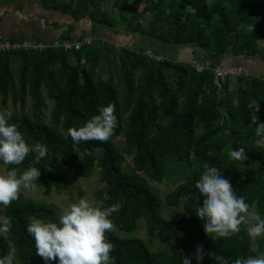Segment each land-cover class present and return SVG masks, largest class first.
Instances as JSON below:
<instances>
[{
  "label": "trees",
  "instance_id": "1",
  "mask_svg": "<svg viewBox=\"0 0 264 264\" xmlns=\"http://www.w3.org/2000/svg\"><path fill=\"white\" fill-rule=\"evenodd\" d=\"M37 2L45 10L73 19L57 40L90 36L75 34L81 22L116 31L124 26L126 38H145V42L125 43L140 49V53L130 48L118 53L114 43L104 41L99 32L94 33L98 35L93 44L80 51L49 47L42 52L0 53V111L5 110L9 98L20 105L19 112L11 111L10 123L17 124L30 147L41 143L48 148V155L35 165L41 170L40 180L35 182L38 188L43 187L46 195L69 189L70 181L60 172L61 167L79 178H89L99 170L104 187L96 192V200L107 193L110 199L104 201V207L122 204L110 217L115 229L131 233L145 219L148 236L165 247L154 252L142 239H122L114 232L107 233L115 248L110 254L115 264H182L183 256L197 264L190 247L199 244L205 247L199 264H216L209 252L223 255L227 264L237 257L264 254V236L253 240L247 234V225H241L234 236L213 241L195 215L204 199L195 185L207 163L218 168L232 183L235 194L245 198L250 210L255 206L256 214L264 219V145L256 142L255 125L249 126L253 118L257 124L264 122V76L254 75L246 67L253 58L264 61V0ZM132 6L136 10L130 14ZM181 48L192 49L197 60L212 61L209 68L198 73L188 63L171 58V51L176 53ZM147 49L170 54V60L157 62L143 54ZM218 59L234 60L235 65L244 66V73L217 83L213 69ZM14 62L18 65L17 77ZM116 66L121 72L123 93L113 77ZM44 89L54 101L52 124L41 116ZM29 98L32 116L26 112ZM109 104H115L117 116L110 140L75 144L68 129L84 126L99 114L100 107ZM121 135L126 152L133 156L130 170L123 167L124 157L112 140ZM240 147H244L247 159H230L228 153ZM96 148L102 149L100 155L95 154ZM35 155L30 153L21 165L7 166V171L27 170ZM140 173L158 182L174 180L176 188L167 195L166 204H183L176 224L162 216L159 193ZM2 208L11 227L7 234L0 235V258L15 248L14 264H45L36 256L35 242L26 227L32 217L59 223L61 214L52 206L26 200L22 195L11 206L0 205V211ZM49 264H58V260Z\"/></svg>",
  "mask_w": 264,
  "mask_h": 264
},
{
  "label": "clouds",
  "instance_id": "2",
  "mask_svg": "<svg viewBox=\"0 0 264 264\" xmlns=\"http://www.w3.org/2000/svg\"><path fill=\"white\" fill-rule=\"evenodd\" d=\"M12 115L10 110L0 111V162L4 166H18L30 153L36 155L27 170L21 172L19 168H12L0 173V205L5 207L19 201L22 190H38L35 182L40 180L41 170L35 165L48 155V148L44 144L36 143L30 147L26 143L17 124L10 123ZM252 125H255L256 142L264 145V122L257 124L253 118L249 126ZM116 127L115 104H109L100 107L99 114L84 126L79 129L69 128L68 135L77 145L82 141L106 143ZM101 152L102 149H95L96 155ZM88 154L92 155L93 152L89 151ZM228 155L236 161L247 159L244 147L233 149ZM203 167L205 171L195 185L204 198L203 206L197 207L195 215L203 222L206 235L213 241L229 238L241 231V225H247V234L253 240L264 236V219L250 211L244 197L235 194L230 180L216 167H210L207 163ZM109 199L107 193L102 200L94 202L81 198L63 210L59 223L30 218L26 230L35 242L36 256L42 258L45 264L57 260L58 264H115V258L110 255L115 248L106 234L115 230L110 217L121 209L122 204L118 202L104 207V201ZM10 227V221L0 226V235L7 234ZM204 255L203 247L198 246L195 251L197 264L204 259ZM208 256L216 264H227L226 258L217 252H209ZM15 258L16 249L11 248L0 258V264H14ZM182 264H191V258L183 256ZM232 264H264V257H237Z\"/></svg>",
  "mask_w": 264,
  "mask_h": 264
},
{
  "label": "rangeland",
  "instance_id": "3",
  "mask_svg": "<svg viewBox=\"0 0 264 264\" xmlns=\"http://www.w3.org/2000/svg\"><path fill=\"white\" fill-rule=\"evenodd\" d=\"M32 1L37 2V0H32ZM134 7L135 6H132L129 8L128 11L130 12V14H132L136 10V8H134ZM139 11H141V9ZM148 22H149V20H147L144 23L145 27L148 25ZM123 27L120 28V30H118V31L123 32L124 31ZM137 38H140V40H142L141 42H143V41L145 42V38H141L140 36H137ZM34 39H36V38H34ZM103 39H106V36H104ZM36 40L40 41V39H36ZM46 42H48V41H46ZM125 43H126L125 40L121 43L120 42L114 43V47L116 48V51L118 53H120L122 50L119 48V46L121 44H125ZM147 43L151 44V42H148V41H147ZM154 44L157 45L156 42H154ZM171 54L173 55L172 57H177V53H175V51H171ZM178 59L181 60L180 57H178ZM252 62H254V65L256 66L255 72L257 73V75L264 76V63L261 62L259 60V58H253ZM250 64H252V63H250ZM230 65H233V64H230ZM17 67H18L17 63L14 62L13 73L15 74L16 77H17V74H16L17 73ZM242 67H244V66L242 65ZM246 67H247V65H246ZM112 73H113V77H114V79H115V81L119 87L120 92L123 93L124 84L120 78L121 72H120L119 68L116 66V68H114ZM138 76H139V73L137 74V77ZM43 95H44L45 106L42 108L41 116L47 124H52V110L54 108V101L48 97L45 89L43 90ZM32 106H33L32 100L29 98L27 101L26 112L30 116H32V114H33ZM4 108L7 110H10V111H14V112L20 111V105H15L10 98L7 101V104L4 105ZM112 140L116 144L119 152L124 157L123 167L126 170H130L133 167V156L129 155L126 152L125 138L121 135V136L112 138ZM6 171H7V166L0 164V173H4ZM60 172L64 173L67 176V178L69 179V181H70L69 189L62 190V191L54 190L50 195H46L44 193V188L39 187L37 191L22 190L21 195L26 200H30V201H33L36 203H43V204H47L49 206H52L56 209V211L59 214H62L63 210L67 209L70 204L78 202L79 199H81V198H87L89 201L94 202L96 200V192L99 189H101L102 187H104V184L100 182L99 170H96L95 173L89 178H79V177L75 176V174L72 171H69L63 167L60 168ZM140 174L145 179H147V181L150 183V185L159 193V195L162 199V216L165 217L166 219H168L169 221H171L172 223L176 224V222L178 220V213H181L183 211V209H182L183 204H181L178 207L168 206L166 204L167 195H169L176 188V184L174 183V180L172 178H165L161 182H158V181H154V180L150 179V177H148L144 173H140ZM250 211L256 213L255 206L252 207ZM7 222H8V219L5 215L4 208H2L0 211V225L3 226ZM147 227H148V225L146 223V220L141 219L139 221L138 228L134 232H131V233L121 232V231H118L117 229H115L113 232L116 234V236H118L122 239H125V238L142 239L145 242H147L150 250H152L154 252H159L160 250L164 249L165 247L163 246V244L161 242H159L158 239L150 238L148 236ZM198 246H202L204 249V253H205V247L203 244L194 245V246L192 245L190 247V253L194 259H195V251H196V248ZM253 248L256 249L255 244H254ZM258 257H264V254L258 255ZM195 261H196V259H195Z\"/></svg>",
  "mask_w": 264,
  "mask_h": 264
},
{
  "label": "crops",
  "instance_id": "4",
  "mask_svg": "<svg viewBox=\"0 0 264 264\" xmlns=\"http://www.w3.org/2000/svg\"><path fill=\"white\" fill-rule=\"evenodd\" d=\"M72 22L73 19L69 16L59 12L45 10L38 6V2L32 0L21 2L16 0H0V35L4 37L22 39L36 38L50 42L60 39L61 33L66 30ZM98 28L99 27H95L93 24L81 22L79 27H76L75 34L84 33L95 37L98 34L94 33L99 32V36H106L104 41L110 43H121L124 40L130 45L133 44L134 41L141 43L140 38H137V36L134 40L131 37L126 38L123 32ZM191 51L193 50L187 48L178 49L176 51L177 57L184 60L195 59ZM260 61L264 63V61ZM208 62L211 63L212 61ZM214 63H217V66L236 64L234 60L230 59H218L214 61ZM255 67L252 60L247 63V70L254 75L257 74L255 72Z\"/></svg>",
  "mask_w": 264,
  "mask_h": 264
},
{
  "label": "built area",
  "instance_id": "5",
  "mask_svg": "<svg viewBox=\"0 0 264 264\" xmlns=\"http://www.w3.org/2000/svg\"><path fill=\"white\" fill-rule=\"evenodd\" d=\"M95 38L92 36H86L84 38L75 36L73 39H65V40H54L50 42L46 41H39L36 39H16L10 37H4L0 35V53L8 52V51H19V50H26V51H39L42 52L47 48L53 49H63L64 51L71 52V51H80L86 46H91ZM120 49L123 48H130L131 50L140 53V49L135 47L128 46L127 44H121L119 46ZM144 55H147L150 58H153L157 62H164L166 60H170L169 55L159 54L154 52L152 49H147L143 52ZM175 58L178 62L188 63L191 65L198 73H202L207 70L210 66L209 62H205L202 60L191 59V60H184L178 59V57H171ZM243 69L237 65H222L216 66L213 69L215 81L217 83L225 82L227 79L237 78L243 74Z\"/></svg>",
  "mask_w": 264,
  "mask_h": 264
}]
</instances>
